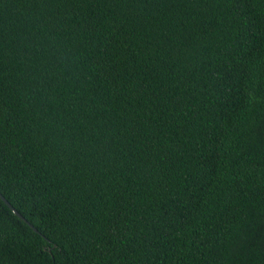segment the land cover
<instances>
[{
	"label": "trees",
	"instance_id": "16d2710c",
	"mask_svg": "<svg viewBox=\"0 0 264 264\" xmlns=\"http://www.w3.org/2000/svg\"><path fill=\"white\" fill-rule=\"evenodd\" d=\"M0 264H264V0H0Z\"/></svg>",
	"mask_w": 264,
	"mask_h": 264
},
{
	"label": "water",
	"instance_id": "95a60500",
	"mask_svg": "<svg viewBox=\"0 0 264 264\" xmlns=\"http://www.w3.org/2000/svg\"><path fill=\"white\" fill-rule=\"evenodd\" d=\"M0 198L5 202L7 206L22 220H24L30 227L33 228L34 231H38L37 228H35L28 220H26L25 217H23L6 199L5 197L0 193Z\"/></svg>",
	"mask_w": 264,
	"mask_h": 264
}]
</instances>
